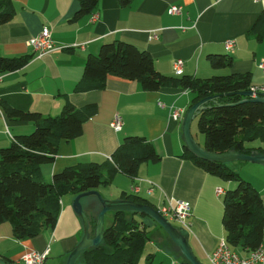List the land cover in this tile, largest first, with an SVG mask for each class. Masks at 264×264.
Wrapping results in <instances>:
<instances>
[{"label":"crops","instance_id":"crops-1","mask_svg":"<svg viewBox=\"0 0 264 264\" xmlns=\"http://www.w3.org/2000/svg\"><path fill=\"white\" fill-rule=\"evenodd\" d=\"M171 5H178L180 12L169 13ZM13 6L12 19L0 25V54H28L30 59L22 68L2 73L0 148L34 128L31 122L7 118L4 105L53 116L60 113L66 102L75 107L95 102L97 110L83 123L81 134L69 140L61 139L54 160L41 165L43 178L51 181L53 174L77 163L103 161L127 135L145 137L155 146L160 160L142 163L133 179L118 172L109 184L100 185L97 190L111 199L123 197L122 192L134 194L155 208L175 200L188 202L191 231L183 230V234L199 262L209 264L207 256L226 233L222 224L223 195L236 182L209 174L182 157L185 147L181 118L192 105V93L179 87L145 91L136 81L117 76H108L100 90L77 92L74 86L83 74L87 56L96 55L102 43L118 39L146 50L156 70L166 76H177L174 62L181 59L182 75L205 78L248 74L250 87L264 85V70L258 67L264 61V37L258 41L249 34L264 11V1L132 0L129 6H121L118 0H99L93 9L98 19L93 22L91 14L70 20L79 7L77 0H13ZM43 27L51 31L55 48L38 56L28 41ZM230 39L234 45L227 49L225 42ZM209 54L230 56L231 65L213 68L207 59ZM173 111L180 114L176 120ZM115 114L123 122L118 131L110 126ZM243 145L264 148L261 141L255 143V140ZM245 162L235 172L260 192L264 208V167ZM131 185L139 187V191L131 192ZM217 187L223 190L220 195L215 193ZM149 188H152L150 193ZM74 197L72 194L61 197L53 230H44L34 237L17 239L10 223H0V264H20L23 253L46 249V264H65L82 232L81 220L72 209ZM87 203L86 199L82 200L83 208ZM107 214L106 226L111 222V215L107 212L105 217ZM149 242L155 249L146 254L153 253L154 264H187L170 245L161 247L154 239ZM233 250H238L240 255L247 253L237 247Z\"/></svg>","mask_w":264,"mask_h":264},{"label":"trees","instance_id":"trees-1","mask_svg":"<svg viewBox=\"0 0 264 264\" xmlns=\"http://www.w3.org/2000/svg\"><path fill=\"white\" fill-rule=\"evenodd\" d=\"M77 1L79 7L71 16V21L91 14L99 2ZM118 1L121 6H129L132 2ZM14 13L13 0H0V25L9 22ZM249 34L254 35L258 41L263 39L264 11L258 15ZM29 59L28 54H0V73L18 70ZM207 59L213 68L226 67L232 62L231 57L225 54H209ZM108 76L136 81L145 91H156L161 87L188 89L192 93L191 104L204 97L214 96L196 116L198 130L204 136L202 147L211 152L222 153L236 149L240 143L241 151L247 154L251 150L264 154L262 147L247 148L243 145L244 142L254 140L264 144V103L246 101L233 104L243 98L241 91L250 89L248 74L213 75L205 78L182 74L166 76L156 70L153 59L146 50L118 39L102 43L96 55L87 56L83 74L74 90L83 92L103 89ZM4 109L7 118L34 125L31 132L17 135L8 146L0 148V223H10L17 239L53 230L60 212V199L64 195L75 196L109 184L118 172L133 179L142 163L160 160L152 142L143 136L127 135L111 153V160L106 158L101 162L77 163L53 174L51 181H46L41 173V165L54 160L61 139L69 140L81 134L83 123L97 110L96 103L75 107L66 102L60 113L53 116L23 111L9 105H4ZM182 157L192 160L209 174L236 182L223 195L222 224L226 241L232 250L237 247L249 251L259 246L263 241L264 231V208L260 192L226 163L205 161L193 155L186 147ZM121 194V198L154 207L134 194ZM83 199L88 202L83 209L87 214L89 234L92 236L100 206L93 212L89 204L96 202L99 205L96 197L88 196ZM108 213L111 215V222L105 226L101 242L84 250L75 264H154L153 253L146 254L144 262H141V255L145 245L156 239L158 234V245L168 247L165 246V238L159 233V229L169 241L171 239L150 217L128 211ZM143 217L153 220L154 227L149 228ZM179 230L184 233L180 228ZM171 243L183 261L190 264L176 245L172 241Z\"/></svg>","mask_w":264,"mask_h":264},{"label":"water","instance_id":"water-1","mask_svg":"<svg viewBox=\"0 0 264 264\" xmlns=\"http://www.w3.org/2000/svg\"><path fill=\"white\" fill-rule=\"evenodd\" d=\"M251 94L252 92L250 90L241 91L240 95L243 98L233 104L246 101L264 103V95L261 94L251 98ZM213 99L214 96L204 97L193 103L183 114L181 118V133L186 149L196 157L205 161L227 163L230 161L243 160L258 163L264 166V154H258L256 150H251V152L247 154L241 151L242 146L240 143L237 144L236 149L216 153L204 149L195 141L190 131L191 122L200 113V111L205 108V104ZM89 195H95L100 204V208L96 216L94 234L92 236L89 234L88 217L81 202L83 197H87ZM72 209L81 220L82 236L77 244L69 251L65 264H75L76 259L82 254V252H84V250L97 246L101 242L104 235L105 214L107 212L120 211L135 212L150 217L163 228L169 238L177 246L181 255L190 264H202L194 255L185 235L176 226L163 217L157 209H155V207L149 204L124 198L107 199L103 197L97 189H92L75 195L72 201Z\"/></svg>","mask_w":264,"mask_h":264},{"label":"built area","instance_id":"built-area-1","mask_svg":"<svg viewBox=\"0 0 264 264\" xmlns=\"http://www.w3.org/2000/svg\"><path fill=\"white\" fill-rule=\"evenodd\" d=\"M264 1V0H262ZM169 13H179L180 7L178 5H171L168 8ZM98 19V14L92 12L90 21H96ZM155 36V35H154ZM29 45L33 47V50L37 53L38 56L45 55L51 52L55 48V43L52 39L51 32L47 27H43L41 31L28 41ZM234 41L232 39L225 42V47L227 49L232 48ZM182 63L181 59H177L174 62V73L180 75L182 73ZM258 67L264 70V61L258 63ZM2 74L0 73V79ZM252 91V96L256 97L257 95H264V85H256L250 87ZM177 111L172 112V117L176 120L179 117ZM122 118L119 114H115L110 122V126L118 131L122 127ZM111 160V157H107ZM150 184H154L148 181ZM130 191L136 193L139 191V187L136 185L130 186ZM152 191V188H149V193ZM215 193L220 195L223 193V190L220 187L215 189ZM157 211L165 217L172 224H176L178 228L184 231H191V222L188 220V217L191 212V207L186 201L175 200L168 205L159 206ZM48 249L43 252L38 251H27L23 253L20 257V264H46ZM209 264H264V244L261 243L254 249L247 251L245 255H240L236 251L232 250L225 237H221L218 240V243L215 249L207 256Z\"/></svg>","mask_w":264,"mask_h":264},{"label":"rangeland","instance_id":"rangeland-1","mask_svg":"<svg viewBox=\"0 0 264 264\" xmlns=\"http://www.w3.org/2000/svg\"><path fill=\"white\" fill-rule=\"evenodd\" d=\"M197 121H198V118H197V117H195V118L192 120L191 125H190V131H191V134H192L193 138L195 139V141H196L198 144H201V145H202L203 142H204V136H203V134H202L201 132H199V130H198V127H197ZM259 142H260L259 140H255V143H259ZM244 163H246V162L243 161V160H238V161H236V162H234V161L227 162L226 165H227L230 169L236 171V170L240 169V165H244ZM263 167H264V166H263ZM102 194H103V193H102ZM106 196H108V195L103 194V197H105V198H107V199H111V198L106 197ZM86 199H87V198H86ZM98 206H99V205H98L96 202H91V203L89 204V207L93 210V212H95V211L98 209ZM126 218H128V215H126ZM142 219H143L144 223L147 224V226H148L149 228H153V227H154V222H153V220H151V219L148 218V217H143ZM107 223H108V214H107L106 217H105V224H107ZM174 225H176V224H174ZM105 226H106V225H105ZM176 226H177V225H176ZM159 233L162 235V237L165 238V239H164V244H165V246H166V245H170V246L172 247L173 245H172L171 241H169V239H168L167 237L164 236L163 232H162L160 229H159ZM158 237H159V234L155 236L156 239H154V240H157V241L159 242ZM153 248L155 249V245L151 244L150 242L147 243V244L145 245V248H144V251H143V255H141V259H142V257L146 254V252H150ZM172 250H176L175 247L172 248ZM236 251H238V250H236Z\"/></svg>","mask_w":264,"mask_h":264},{"label":"bare ground","instance_id":"bare-ground-1","mask_svg":"<svg viewBox=\"0 0 264 264\" xmlns=\"http://www.w3.org/2000/svg\"><path fill=\"white\" fill-rule=\"evenodd\" d=\"M250 91H251V89H249ZM252 92V91H251ZM251 98H253V96H252V94H251V96H250ZM99 206H100V204H99ZM139 214V213H138ZM144 215V214H143ZM104 229H105V227H104Z\"/></svg>","mask_w":264,"mask_h":264}]
</instances>
